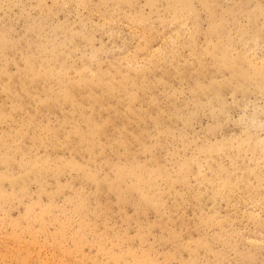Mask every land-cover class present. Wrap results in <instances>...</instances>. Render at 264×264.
I'll return each mask as SVG.
<instances>
[{
	"label": "rangeland",
	"instance_id": "1",
	"mask_svg": "<svg viewBox=\"0 0 264 264\" xmlns=\"http://www.w3.org/2000/svg\"><path fill=\"white\" fill-rule=\"evenodd\" d=\"M0 264H264V0H0Z\"/></svg>",
	"mask_w": 264,
	"mask_h": 264
}]
</instances>
